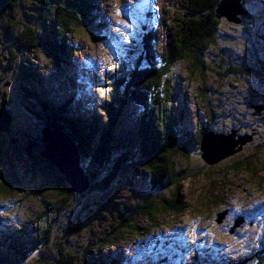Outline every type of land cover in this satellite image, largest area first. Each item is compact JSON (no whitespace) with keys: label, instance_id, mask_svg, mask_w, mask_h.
Segmentation results:
<instances>
[{"label":"trees","instance_id":"1","mask_svg":"<svg viewBox=\"0 0 264 264\" xmlns=\"http://www.w3.org/2000/svg\"><path fill=\"white\" fill-rule=\"evenodd\" d=\"M221 1L153 0V11L130 20L138 34L125 36L122 32L121 36L130 42L121 48L105 34L108 27L99 18L93 0H29L27 9L21 0H0V110L5 108L11 117L8 132L0 133V196L7 204L19 199L14 196L20 192L19 186L14 185L20 183L16 175L20 164L26 180H31L26 190L40 197L36 202L38 210L34 209L36 215H28L15 232L1 230L0 264H119L115 256L102 252L133 235L147 236L155 226L169 219L178 220L187 211L181 199L183 186L208 175L202 170L210 163L202 159L201 141L205 133L216 132L213 121L212 128L209 124L212 113H206L207 121L201 120L203 111L190 109L184 97H178L176 106L180 83L176 70L185 66L190 75L198 74L192 80L198 85L196 104L205 110L209 104L207 74L214 73L212 67L218 65L211 57L212 49L223 44L224 23L234 24L219 16ZM253 1L264 9V3ZM91 24L100 40L105 36V41L110 42L117 61L128 65L126 73L114 78V84H105L106 96L98 101L103 122L98 114L85 116L80 109L61 105L47 94L44 100V92L38 91L39 86L43 87L42 70L35 63L38 55L48 53L65 64L71 57H79L82 54L72 40ZM245 32L250 44L246 41L242 45L256 68L246 63L241 66L243 71L228 67L227 72L234 78L250 74L255 79L256 72L264 79V37L257 36L256 31L244 29ZM18 106L26 122L19 118ZM136 107L140 108L141 118L127 121L124 130L126 114ZM27 124L33 134L25 131ZM42 128L63 132L76 142L91 182L87 194L72 193L62 176L39 161ZM123 131L134 134L127 145L124 142L128 135ZM29 144H36V150L28 153ZM195 155L199 157V167H182L179 158ZM254 165L257 164L251 159H233L229 170L251 172L254 180L259 174ZM129 169L142 172L143 182L138 189L145 191V196H130L128 190L136 187L126 182ZM37 176L45 183L36 185ZM208 179L202 197L214 204L221 196L222 191L217 190L221 178ZM260 180L264 182V177ZM113 184L127 190L131 204H118L110 198L107 189ZM44 187L57 191L56 196L41 195ZM89 195L92 201L85 200ZM153 246L156 249L154 243ZM193 252L186 264H212L203 261L195 249Z\"/></svg>","mask_w":264,"mask_h":264},{"label":"rangeland","instance_id":"2","mask_svg":"<svg viewBox=\"0 0 264 264\" xmlns=\"http://www.w3.org/2000/svg\"><path fill=\"white\" fill-rule=\"evenodd\" d=\"M134 1L93 0L102 23L104 22V15L106 22L110 23L107 25L108 29L110 26V30L105 34H108V37L113 40L111 41L116 42L121 48H126L130 42L129 39L127 43L121 40L120 32L122 29L127 30L130 34H138V32H133L134 26L131 23H125L128 21L127 15L140 10V7H132L135 4ZM136 1L140 5H146L150 0ZM260 1L264 3V0H257V2ZM241 3L246 8L247 13L240 16L238 23H234L237 25L224 23L221 33V38L224 37L223 44L212 49L211 57L218 62V65L211 66L214 73L209 72L207 74L209 104L205 110L201 104L200 106L196 104L198 102H196L195 94H197L198 85L193 84V76L196 77L198 74L190 75L185 66L178 67L176 70L180 79L176 93V106H178V97L181 99L184 97L190 109L196 107L200 112L203 111L204 117L203 119L200 118L201 120L207 121L206 113H212L213 117L210 118L209 124L212 128L213 121V128L217 134L225 135L227 138L233 136L223 142L209 137L208 139H212L214 142L211 147L214 152L209 154V159L223 156L232 149L238 148L240 151L234 155L235 157L220 159V162L214 163L216 165L210 164V167L206 168L203 165L202 170L208 175L203 176L202 179H192V182L185 183L181 199L185 203L187 211L178 220L171 221L169 219L165 224L155 226L147 236L133 235L120 245L102 252V255L115 256L119 264H186L185 262L189 261L191 257L193 246L196 247L203 261L205 259L212 264L227 263L229 260L245 262L246 264H264V182L260 180L264 177V172H262L264 170V79L256 72V79L250 74H246V77L234 78L232 74L227 72L228 67H236L239 71H243L241 66H246V63L251 65V69L256 68L252 64L253 61L251 63L247 57L246 49L242 45L246 41L250 44L249 36L246 35L247 32L243 33V30L256 31L257 36L264 37V9L259 8L257 4L255 6L253 0H240ZM21 4L25 9L30 6L29 0H21ZM126 11L129 14L126 15ZM113 32L116 33L115 36L111 35L114 34ZM78 35L76 40H72V43L78 50H81V58L71 57L65 64L61 59H55L48 53L38 55L35 63L42 70L43 80V87L39 86L38 91L44 92L41 95L44 100V96L47 94L54 101H59L61 105L63 103L69 104L70 108L75 107L78 111L79 109L84 111L85 116L98 114L103 122L101 113L92 112L95 111L93 109L96 108V103L92 102L94 98L89 99V97H97L98 95L105 97L106 85L114 84V80H116L114 78L119 77L124 72L126 73L128 65L117 61L118 57L114 55L110 42L103 40H107L105 36L100 41V36L93 24L88 26L87 31L78 32ZM65 42L69 43L71 40ZM135 48L138 47L135 46ZM220 48H222L223 54L219 52ZM137 51L139 49L134 52ZM221 57L222 60L219 61ZM224 59L226 60L225 65L223 64ZM84 61H89L91 66L87 72ZM131 62L133 63V61ZM69 63H71L70 66ZM224 75H228V77ZM81 80L89 84L88 95L81 92L84 86V83L80 84ZM93 82L101 87L92 89ZM16 96L15 94V98ZM74 97L75 100H71ZM16 111L18 115L20 114L19 118L22 121L28 120L26 115H23L22 107L18 106ZM141 116L140 108H131L124 120V130L127 121L134 122L135 120L136 122ZM30 126L27 124L24 128L28 133H32ZM24 129L22 130L23 134ZM125 136L127 138L124 145H127L129 140L134 138V134L130 131ZM198 158L195 155L189 159L179 158V161L182 167H191V165L199 167L200 160ZM245 158L254 160L257 164L254 166L259 174L254 179L255 181L251 179V172L248 174L242 169L237 172L229 170L233 159L245 160ZM81 165L84 166L83 160ZM16 170L17 173H15L20 183L15 184L14 187L19 186L20 192L14 196L19 199L12 200L13 204L11 202L7 204L8 201L0 196V232L1 230L17 231L18 226L27 220L28 215H34V209L38 210L36 209V202L40 197L36 198L25 187V185L30 184L31 180L30 182L26 180L23 166L19 164ZM219 177L221 181L217 185V190L222 191L221 196L216 203L208 204L209 201L202 197L204 193L202 190L210 182L208 178L216 181ZM125 178L126 182H131L136 187L128 190L132 199L145 196V191L140 192L138 189L143 182L141 171L129 169ZM34 181L36 185L45 183V180L40 176H37ZM44 189L41 195L48 193L47 195L50 197L57 194V191L49 190L48 187H44ZM125 190L114 187V184L107 189L110 192L108 195L115 202L129 205L131 198ZM87 193L88 191L83 194ZM85 200L92 201L91 195L87 196ZM176 229L180 231L179 240H176L173 235ZM162 235L168 236L167 241L169 240V243L164 242ZM183 242V246L180 247L182 251H180L179 248H176V244ZM153 243L157 246L156 249H154ZM169 244L170 246H167ZM258 255H260V260ZM172 257H176V260H172ZM164 259L166 260L165 263H163Z\"/></svg>","mask_w":264,"mask_h":264},{"label":"water","instance_id":"3","mask_svg":"<svg viewBox=\"0 0 264 264\" xmlns=\"http://www.w3.org/2000/svg\"><path fill=\"white\" fill-rule=\"evenodd\" d=\"M218 13L220 17L223 16L230 22L238 23V17L246 14V11L240 4V0H222L218 6ZM7 113L8 112L5 108L0 110V133L3 134L8 132L11 120L9 113ZM40 131L39 138L42 145L41 150L39 151L38 159L47 163V166L52 169L54 173L62 176L65 184L72 193L81 195L88 191L91 187V182L81 165L82 157L76 142L68 135L58 130L42 128ZM209 137L215 139L216 141L222 140L223 142L229 140L233 136L227 138L225 135L213 132L205 133L201 141V156L206 163L214 164L220 159L232 156L240 151V149H232L223 156H217L215 159H209V154L214 152L211 148L214 142L212 139H208ZM12 142L16 143V141ZM36 146V144H29L26 146V151L31 153Z\"/></svg>","mask_w":264,"mask_h":264}]
</instances>
